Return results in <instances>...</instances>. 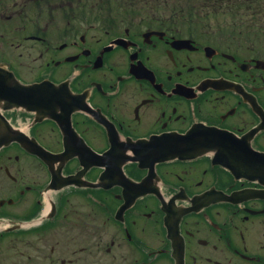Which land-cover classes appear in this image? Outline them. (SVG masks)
<instances>
[{"label":"flooded vegetation","instance_id":"flooded-vegetation-1","mask_svg":"<svg viewBox=\"0 0 264 264\" xmlns=\"http://www.w3.org/2000/svg\"><path fill=\"white\" fill-rule=\"evenodd\" d=\"M159 1L0 0V264H264V0Z\"/></svg>","mask_w":264,"mask_h":264}]
</instances>
